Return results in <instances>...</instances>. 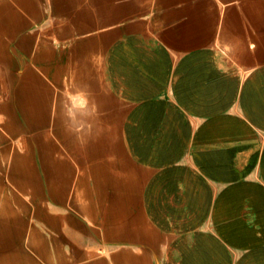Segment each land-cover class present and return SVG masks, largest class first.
<instances>
[{"label":"crops","instance_id":"0c3cea01","mask_svg":"<svg viewBox=\"0 0 264 264\" xmlns=\"http://www.w3.org/2000/svg\"><path fill=\"white\" fill-rule=\"evenodd\" d=\"M0 264H264V0H0Z\"/></svg>","mask_w":264,"mask_h":264}]
</instances>
